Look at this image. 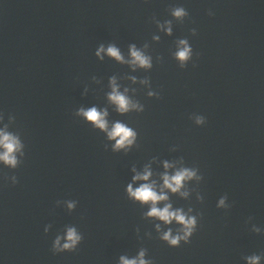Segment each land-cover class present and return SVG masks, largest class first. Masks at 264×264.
<instances>
[{"label": "water", "instance_id": "1", "mask_svg": "<svg viewBox=\"0 0 264 264\" xmlns=\"http://www.w3.org/2000/svg\"><path fill=\"white\" fill-rule=\"evenodd\" d=\"M177 6L188 12L183 21L170 15ZM166 20L171 35L157 27ZM180 39L193 50L185 68L173 55ZM101 44L125 59L135 44L153 66L101 60ZM113 76L143 112L115 110ZM93 106L107 109L110 124L134 128L136 146L113 152L114 142L76 115ZM0 114V127L25 144L20 166L0 165V264H118L141 247L154 264H245L264 254V0H0ZM181 159L203 179L187 185V199L169 193L174 208L199 213L190 242L172 248L125 189L133 167L151 164L158 179L163 161ZM222 196L227 210L216 206ZM68 227L82 242L54 253Z\"/></svg>", "mask_w": 264, "mask_h": 264}, {"label": "clouds", "instance_id": "2", "mask_svg": "<svg viewBox=\"0 0 264 264\" xmlns=\"http://www.w3.org/2000/svg\"><path fill=\"white\" fill-rule=\"evenodd\" d=\"M170 15L174 20L183 21L188 12L182 6L172 7ZM209 16L214 15L212 10L208 12ZM157 27L160 31L167 35L172 34V20H166L163 23L157 21ZM192 34L196 35V29H192ZM154 40L159 41V36H154ZM147 48V45H145ZM107 55L115 61L128 64L133 71L137 68L150 70L152 68V57L146 54L145 50L139 49L135 44L129 45V58L125 59L120 49L114 45L109 44L105 47L103 44L99 46L96 51V56L103 60ZM174 58L179 62L180 68H185L190 60H192L193 50L187 39H180L177 41V50L174 52ZM133 83L136 82L135 77H131ZM140 83L148 85L147 80L140 81ZM111 91L107 94L108 101L115 106V110L125 115L130 112H143L144 106L139 102L134 101L129 95V89L125 88L123 92L120 91V86L117 83L116 77H111L109 81ZM149 97H157L159 94L156 91L149 90ZM76 115L82 117L94 128L104 132L107 139L112 143L113 152H128L134 146L138 139V132L128 126L122 121H115L109 123L107 109L100 110L93 106L90 108H80ZM2 114H0V122H2ZM197 126H203L206 120L203 116L194 117ZM25 157V144L20 135L9 130L7 124L0 127V165L4 167L16 169L22 163ZM164 171L159 174L158 179H154V173L151 164H146L142 170L138 171L135 167L132 168V179L127 185L125 191L128 199L139 203L142 206H148L145 217L158 221L155 224L156 231L159 233V239L165 242L169 247L177 248L183 242L187 244L191 237L196 232L198 226L199 213L193 214V209L189 208L185 211L183 208H174L170 202L169 193L179 195L181 198L187 199L190 196V191L187 185L192 181H201L203 177L198 174V169L193 167H186L183 160L169 162L163 161ZM171 170V171H169ZM11 184L15 185L17 181L16 176L11 178ZM197 200L203 201V197L197 194ZM163 205L162 207L159 205ZM69 210L75 207V202H68ZM217 208L227 210V196H222L217 203ZM179 225L175 231L169 225ZM161 225H164L167 230H163ZM45 228V232H47ZM253 231L259 233L261 229L254 227ZM139 233V229H137ZM150 236V234H146ZM83 235L78 232L75 227H68L63 235H58L52 242V250L54 253L71 252L77 249L83 240ZM147 249L141 247L134 256L120 255L118 264H154V262L147 258ZM245 264H264V254H251L244 257Z\"/></svg>", "mask_w": 264, "mask_h": 264}]
</instances>
